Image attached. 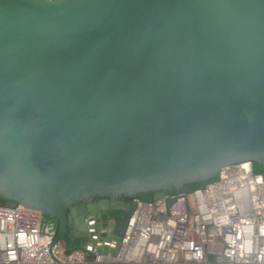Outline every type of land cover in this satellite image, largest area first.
Returning <instances> with one entry per match:
<instances>
[{
  "label": "water",
  "instance_id": "water-1",
  "mask_svg": "<svg viewBox=\"0 0 264 264\" xmlns=\"http://www.w3.org/2000/svg\"><path fill=\"white\" fill-rule=\"evenodd\" d=\"M243 162L264 165V0H0V206L58 222L51 246L113 255L134 199Z\"/></svg>",
  "mask_w": 264,
  "mask_h": 264
},
{
  "label": "built area",
  "instance_id": "built-area-1",
  "mask_svg": "<svg viewBox=\"0 0 264 264\" xmlns=\"http://www.w3.org/2000/svg\"><path fill=\"white\" fill-rule=\"evenodd\" d=\"M134 202L113 255H65L39 212L0 206V264H264V176L251 162L191 192Z\"/></svg>",
  "mask_w": 264,
  "mask_h": 264
},
{
  "label": "flooded vegetation",
  "instance_id": "flooded-vegetation-1",
  "mask_svg": "<svg viewBox=\"0 0 264 264\" xmlns=\"http://www.w3.org/2000/svg\"><path fill=\"white\" fill-rule=\"evenodd\" d=\"M122 216L123 213L119 210H108L104 215L100 216L99 220L97 221V224L100 225L102 223H108L112 220L119 221L121 220ZM43 217L44 216H41L40 218V227L42 233L45 238L54 239L59 234V229H60L59 224L58 222L49 219L47 217L46 218L49 220H44ZM67 217H68V225L71 224L72 226H68L66 228L64 239L68 238L70 234L72 233L74 234L78 229V227L81 225L79 218L78 217L75 218V216L72 213L68 212ZM59 242L64 244V240H61Z\"/></svg>",
  "mask_w": 264,
  "mask_h": 264
},
{
  "label": "trees",
  "instance_id": "trees-1",
  "mask_svg": "<svg viewBox=\"0 0 264 264\" xmlns=\"http://www.w3.org/2000/svg\"><path fill=\"white\" fill-rule=\"evenodd\" d=\"M252 167H253V173L254 174H261V175H264V165H260L258 163H252ZM216 179V177L210 179V180H207V181H204V182H200V183H193V184H188V185H185L184 187V190L185 192H191L193 190H196V189H199V188H202L204 187L207 183L209 182H212ZM172 194L176 193V191H172L171 192ZM139 199L143 200V201H147V202H153L154 201V198H153V193H147L141 197H139ZM44 220H49L47 219L46 217H43Z\"/></svg>",
  "mask_w": 264,
  "mask_h": 264
}]
</instances>
